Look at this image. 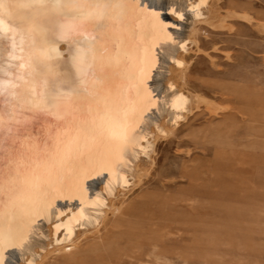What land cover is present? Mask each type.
Returning <instances> with one entry per match:
<instances>
[{"label":"bare ground","instance_id":"bare-ground-1","mask_svg":"<svg viewBox=\"0 0 264 264\" xmlns=\"http://www.w3.org/2000/svg\"><path fill=\"white\" fill-rule=\"evenodd\" d=\"M219 2L129 0L119 14L110 11L102 25H90L89 38L60 41L56 26L61 17L43 10L46 5L40 0H0L4 45L0 73L12 82L8 91L16 93L8 97L10 104L0 103V228L11 232L10 237L0 238V264H48L52 253L64 249L70 250L65 264H94L96 260L117 264L118 258L108 247L145 243L158 252L182 229L192 232L197 243H215L224 201L234 205L226 208L238 220L242 210L235 207L237 201L264 188V153L248 151L258 144L264 150V84L255 76L240 75L213 80L220 97L196 93L197 86L188 75L191 60L187 61L190 44L198 43L192 33L195 24L234 27L213 8ZM229 6L233 18L255 23L264 33V11L236 3ZM74 15L84 16L86 10ZM41 27L49 31L38 55L53 65L54 79L75 76L71 60L77 44L95 50L87 91L68 97L59 106H37L32 90L41 91V78L34 80L27 69L19 67L31 50L30 37L40 39ZM10 53L23 59L13 60ZM211 63L217 62L212 59ZM21 75L25 79H17ZM130 91L134 105L126 102ZM200 101L206 103L209 114L218 115L214 120L219 122L208 137L214 141L209 153L193 156L192 149L186 150L187 160L200 159L182 170L187 186L168 191L169 186L162 185L135 201L124 197L116 202L118 194L135 182L143 157L155 151L157 136L152 133L158 129L171 133L178 119ZM105 103L120 116L127 112L126 141L91 139L90 128L86 135L79 132L83 122L91 119L90 110ZM248 129L260 133L259 143L242 141L241 133ZM74 137L78 140L72 153L51 168ZM209 142L194 143L205 149ZM27 173L48 181L39 198L15 195L14 189ZM246 192L250 194L245 196ZM85 246L90 247V254Z\"/></svg>","mask_w":264,"mask_h":264},{"label":"rangeland","instance_id":"rangeland-1","mask_svg":"<svg viewBox=\"0 0 264 264\" xmlns=\"http://www.w3.org/2000/svg\"><path fill=\"white\" fill-rule=\"evenodd\" d=\"M219 1V4L215 3L213 8L227 18L228 23L234 26L233 30L220 29L207 22L196 23L192 33L196 34L198 43L190 44L191 50L187 53L188 63L191 60L188 75L197 86L196 93L209 98L221 96L213 84L215 79L231 80L240 75H251L264 84V33L258 31L255 23H249L241 17L233 18L229 14L233 10L229 3L248 5L264 11V0ZM212 59L217 62L215 66L211 63ZM209 72L223 76L207 75L206 73ZM205 106L204 102H195L186 111L184 117L178 119V125L171 133L165 134L160 129L152 133L153 136H157L155 151L151 157H143L138 166L139 173L135 182L118 194L116 202L124 197L128 201L133 199L135 201L162 185L169 186L168 191L187 186L186 179L182 177V170L193 160L195 163L200 159L198 157L192 161L187 160L186 150L192 149L190 155L194 156L204 151L209 153V147L213 149L214 145V141L208 140V137L214 125L219 122L218 118L214 120V117L218 115L209 114ZM248 131H242V141L253 140L259 143L260 133L254 130ZM195 141L199 145L210 142L207 144L208 147L203 149L195 147ZM248 151L256 155L264 153L259 144ZM255 191L251 194L246 192L245 196L250 194L249 197L237 201L235 207L242 210L238 220L229 215L226 208V205H234L227 201L222 202L219 214L220 233L213 244L197 243L192 232L182 229L172 234L169 240L161 245L158 252H154L145 243L132 247L127 244L126 246L114 244L108 247L111 248L109 252L116 255L119 260L117 264H264V188ZM207 212L210 218L214 217L211 210ZM85 237L86 235H82V238ZM84 249L90 254L89 246H85ZM69 253L68 249L55 251L50 255L48 264H52L53 261L65 264ZM94 264H102V262L96 260Z\"/></svg>","mask_w":264,"mask_h":264},{"label":"snow or ice","instance_id":"snow-or-ice-1","mask_svg":"<svg viewBox=\"0 0 264 264\" xmlns=\"http://www.w3.org/2000/svg\"><path fill=\"white\" fill-rule=\"evenodd\" d=\"M46 7L45 11H52L61 17V21L56 26L59 33V40L64 41L70 37L83 36L85 39L89 38L90 33L87 31L90 25L99 26L102 25L105 19L108 17L110 11H116L118 14L122 12L128 6L129 0H40ZM86 10V15L76 16L75 12ZM40 39L36 37H30V52L27 55L25 63L19 65L21 69H27V75L35 78L39 77L41 84V91L36 93L33 88V95L38 99L35 101L37 106L41 103H47L51 106H59L62 101H65L72 95H77L82 91H87L88 79L90 76L91 62L90 58L94 59L95 50L89 46L77 44L75 52L72 56V66L75 72L73 78L59 79L57 74L53 71V65L46 62L38 55V51L45 41L44 34L49 31L48 28L41 27ZM94 39V37H92ZM3 37L0 36V52L3 50ZM23 40V38H22ZM11 47L15 49L16 44L13 40ZM10 58L23 59L22 57H16L10 53ZM12 66V65H9ZM0 73V97H5L0 103H11V99L8 97H14L15 92L8 91L11 86V81H6L2 78ZM17 79L23 80V75L17 77ZM126 102L129 105H134L135 101L132 99L131 91L128 93ZM90 120H86L79 129L80 133L87 134V130L90 128L93 135L91 139L97 137L103 138L107 141L117 142L126 141L128 139V121L127 112L123 116L117 114L114 108L105 103L103 105L97 104L94 111L90 110ZM78 137H74L69 140L63 150V155L49 165L51 168H55L56 164H62L63 160L69 156L74 150ZM47 179H42L40 175L27 173L20 181L18 188L14 189L17 198L27 196L29 198H39L45 191L47 186ZM5 236H11V232L5 233L0 228V238Z\"/></svg>","mask_w":264,"mask_h":264},{"label":"water","instance_id":"water-1","mask_svg":"<svg viewBox=\"0 0 264 264\" xmlns=\"http://www.w3.org/2000/svg\"><path fill=\"white\" fill-rule=\"evenodd\" d=\"M34 131H35V130H34ZM36 133H39V132H38V131H37V132L35 131V134H36ZM38 135H39V134H38Z\"/></svg>","mask_w":264,"mask_h":264}]
</instances>
